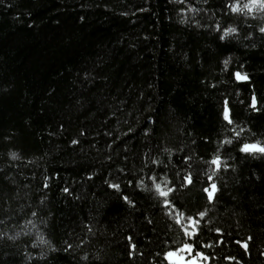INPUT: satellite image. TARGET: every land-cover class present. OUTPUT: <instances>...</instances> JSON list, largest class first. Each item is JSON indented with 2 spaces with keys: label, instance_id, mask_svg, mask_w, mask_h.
Masks as SVG:
<instances>
[{
  "label": "trees",
  "instance_id": "1",
  "mask_svg": "<svg viewBox=\"0 0 264 264\" xmlns=\"http://www.w3.org/2000/svg\"><path fill=\"white\" fill-rule=\"evenodd\" d=\"M233 2L0 0V264H264V155L239 151L264 144V11Z\"/></svg>",
  "mask_w": 264,
  "mask_h": 264
},
{
  "label": "snow or ice",
  "instance_id": "2",
  "mask_svg": "<svg viewBox=\"0 0 264 264\" xmlns=\"http://www.w3.org/2000/svg\"><path fill=\"white\" fill-rule=\"evenodd\" d=\"M227 7L233 13H244L245 15H247V14L253 13L255 11H264V0H247V2L244 3L243 5H241L240 0H234V2L228 4ZM245 10H247V11H245ZM217 31H221L220 25H217ZM236 32H237V29L235 27L223 28L220 39L224 40L226 37H228V36H230ZM260 32L264 33V27L260 28ZM228 63H229L228 60L224 61L225 70L227 69ZM233 75L237 81H247L249 79L247 73H242L240 71H236ZM257 105H258L257 97H256L255 93H253V95L251 96L250 107L254 111H259L260 109L258 108ZM222 115H223V119L225 121H227L228 124H234V120L232 119V115H231V109L229 107V101L227 99H225L224 103H223ZM237 128H238V130H237ZM237 128H233L232 131L235 134L237 141H239V138L241 137V134L244 132V129L242 127H238V126H237ZM72 143L76 144L77 141L73 140ZM221 143L231 145L233 143V140L232 139H225ZM239 151L244 153V154H248V155H254L257 153L264 155V144H261L259 141H256L254 143L243 142L240 144ZM12 156H13V158H15L16 154L12 153ZM183 159L185 161H188L190 158L188 156H185V157H183ZM156 163H158V162H156ZM211 164L215 165L216 170L219 171L221 166H222V157L219 155L214 156L213 159L211 160ZM223 167L226 168L227 165H223ZM153 179H155V177H153ZM211 179L212 178L209 177V180H211ZM183 181L184 182L180 185V187H184L185 185L192 184L193 179H192L191 172H189L183 178ZM132 183H133L132 180L128 181L129 185H131ZM45 187H47V184H45ZM109 187L117 190V192L120 191V184L119 183H111V184H109ZM165 188H166V190H165ZM155 189H156V192L158 193L159 197L164 198V205L166 207L169 205H172L173 207H175V205H173L172 201L169 199L170 195L176 191V187L174 185L172 187H167V185L162 187V185L160 183H156ZM210 189L205 188L204 192L207 193V197H208L209 201H212L214 199V194L216 191H218V189H217V186L215 183H212L210 185ZM64 191L67 192L68 189H64ZM123 199H124V201L128 202L129 204L133 203L129 199V196H127V195H124ZM33 215H35V213H33ZM199 216L201 218H203L205 216V213L200 212ZM187 220L189 222V226L184 227L183 231H184V234L186 236H188L189 239L193 242L183 243V245L179 249V251L193 253L194 255L200 257L201 259L207 260L209 257L205 253L196 252L197 244L195 243V241L198 238L199 233H200V228H199L200 221L194 219L193 217H187ZM149 222H151V221H149ZM177 223H180V221L177 220ZM216 231L220 232V229H216ZM129 239L131 240V238H129ZM249 239H251V237H249ZM237 243H240V241H237ZM206 246L210 247L211 245H206ZM242 246L245 248V250H247L248 245L246 242ZM68 247L70 248L71 245L69 244ZM135 247H136L135 244H133L132 248L135 249ZM66 250L67 249H65V251ZM173 255H174L173 252H168V253H166V258L171 259L173 257ZM182 264H199V262L196 260H187V261H182Z\"/></svg>",
  "mask_w": 264,
  "mask_h": 264
}]
</instances>
